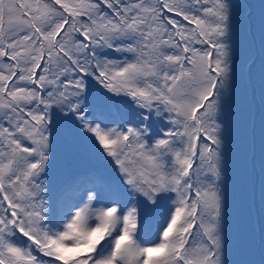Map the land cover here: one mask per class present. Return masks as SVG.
Segmentation results:
<instances>
[{
	"label": "snow or ice",
	"instance_id": "6c2138e0",
	"mask_svg": "<svg viewBox=\"0 0 264 264\" xmlns=\"http://www.w3.org/2000/svg\"><path fill=\"white\" fill-rule=\"evenodd\" d=\"M0 264H264V0H0Z\"/></svg>",
	"mask_w": 264,
	"mask_h": 264
},
{
	"label": "rangeland",
	"instance_id": "374dc122",
	"mask_svg": "<svg viewBox=\"0 0 264 264\" xmlns=\"http://www.w3.org/2000/svg\"><path fill=\"white\" fill-rule=\"evenodd\" d=\"M73 162L83 163V161ZM228 191L229 196L231 195L230 209L232 212L229 220V233L231 234L229 236V251L231 258L239 259L244 256H254L257 251L252 243L255 244L257 250L259 247V230H255V224L259 226L258 204L257 211L250 215L249 202L245 196V177L240 167L235 163V158L234 163L230 165ZM253 219H257V222ZM232 244H235L234 254H232ZM240 249L244 251L242 255L238 253Z\"/></svg>",
	"mask_w": 264,
	"mask_h": 264
},
{
	"label": "flooded vegetation",
	"instance_id": "af4514ba",
	"mask_svg": "<svg viewBox=\"0 0 264 264\" xmlns=\"http://www.w3.org/2000/svg\"><path fill=\"white\" fill-rule=\"evenodd\" d=\"M232 164V163H231ZM231 215H232V212H231V210H230V214H229V220H230V217H231Z\"/></svg>",
	"mask_w": 264,
	"mask_h": 264
},
{
	"label": "bare ground",
	"instance_id": "6f19581e",
	"mask_svg": "<svg viewBox=\"0 0 264 264\" xmlns=\"http://www.w3.org/2000/svg\"><path fill=\"white\" fill-rule=\"evenodd\" d=\"M231 196V195H230ZM232 199V198H231ZM231 201V200H230ZM230 225V224H229ZM231 235V234H230ZM235 236V235H234ZM233 241H234V239H233ZM235 245V244H234ZM255 245V244H254Z\"/></svg>",
	"mask_w": 264,
	"mask_h": 264
},
{
	"label": "clouds",
	"instance_id": "9594fccd",
	"mask_svg": "<svg viewBox=\"0 0 264 264\" xmlns=\"http://www.w3.org/2000/svg\"><path fill=\"white\" fill-rule=\"evenodd\" d=\"M232 160H233V162H232V164L234 163V158L232 157Z\"/></svg>",
	"mask_w": 264,
	"mask_h": 264
}]
</instances>
